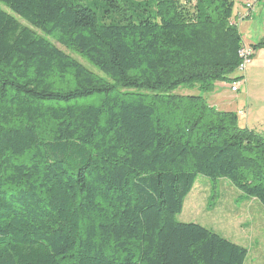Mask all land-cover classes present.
Returning <instances> with one entry per match:
<instances>
[{"label": "trees", "instance_id": "trees-1", "mask_svg": "<svg viewBox=\"0 0 264 264\" xmlns=\"http://www.w3.org/2000/svg\"><path fill=\"white\" fill-rule=\"evenodd\" d=\"M234 6L0 0V264H244L176 220L198 175L264 207V136L201 94L239 80Z\"/></svg>", "mask_w": 264, "mask_h": 264}, {"label": "rangeland", "instance_id": "rangeland-1", "mask_svg": "<svg viewBox=\"0 0 264 264\" xmlns=\"http://www.w3.org/2000/svg\"><path fill=\"white\" fill-rule=\"evenodd\" d=\"M238 6L239 0H235L234 11ZM239 31L242 40L249 44H255L264 39V2L259 1L255 4L251 19L244 21ZM55 44L65 50L58 43ZM75 55L73 57L89 69L96 70ZM255 56H264V49L257 51ZM224 83L225 86L228 84ZM239 86L243 89L245 98L243 100H247L245 105L247 125L243 122L245 116L237 115L238 121L241 126H247L264 136V64L256 61L248 67ZM178 92L182 94L187 91L180 88ZM188 93L199 92L188 90ZM201 94L205 97L208 93ZM221 95L230 96V89L223 87ZM176 220L200 224L245 247L247 257L244 264H264V207L257 200L243 196L227 181L219 179L214 182L198 175Z\"/></svg>", "mask_w": 264, "mask_h": 264}, {"label": "crops", "instance_id": "crops-1", "mask_svg": "<svg viewBox=\"0 0 264 264\" xmlns=\"http://www.w3.org/2000/svg\"><path fill=\"white\" fill-rule=\"evenodd\" d=\"M234 8H235V6H234ZM244 14H245L244 0H239V6L237 7V9H235V11L233 10V20L236 23L238 31L240 30V27H241V25H242V23L244 21L251 19L252 12H251L250 16L246 17V18L243 17ZM239 33H240V31H239ZM243 43L251 45V44L246 43L244 41H243ZM263 49H264V47H260V48H257L256 50H254V54H253V57H252L251 64L248 67H250L251 65L255 64L256 61H260L261 63L264 64V56H255L257 51H261ZM260 53L261 52H259V54ZM248 67H246V69H248ZM246 69L240 74L237 73V72H234L232 74V76L233 77L240 76L239 79H241V83H242ZM223 87H227V88L230 89L231 83H228L225 86L224 82H216L215 86H214V89L211 92H207L208 94H207V96H205L207 102L210 105L214 106L216 109L234 111L237 115L245 116V118L243 119V122H244L245 125H247V119H246L247 118V107H245L247 100H243L245 98H244V93H243L242 86L238 87V91H240L239 93H238V91L237 92H232L231 89H230V96H228V97L224 96V95H221V89ZM241 89H242V91H241ZM239 111H241L242 114H238ZM240 126H241V124H240ZM245 127H247V126H245Z\"/></svg>", "mask_w": 264, "mask_h": 264}, {"label": "built area", "instance_id": "built-area-1", "mask_svg": "<svg viewBox=\"0 0 264 264\" xmlns=\"http://www.w3.org/2000/svg\"><path fill=\"white\" fill-rule=\"evenodd\" d=\"M259 1L264 2V0H244L245 14L243 17H245V18L249 17L254 6H255V4ZM238 54H239L240 61L237 65L236 72L240 74L246 69V67H248L251 64L252 57L254 54V50L252 49V47L250 45L243 43L242 46L240 47L239 51H238ZM233 83L231 84L230 89L232 91L237 92L238 87H239V83H241V79H239L235 84H233ZM238 114H242V112L239 111Z\"/></svg>", "mask_w": 264, "mask_h": 264}, {"label": "bare ground", "instance_id": "bare-ground-1", "mask_svg": "<svg viewBox=\"0 0 264 264\" xmlns=\"http://www.w3.org/2000/svg\"><path fill=\"white\" fill-rule=\"evenodd\" d=\"M233 84H235V83H233ZM233 92H235V91H233Z\"/></svg>", "mask_w": 264, "mask_h": 264}]
</instances>
